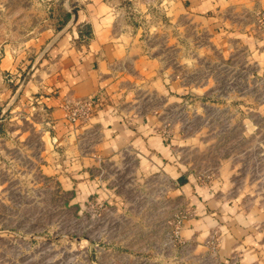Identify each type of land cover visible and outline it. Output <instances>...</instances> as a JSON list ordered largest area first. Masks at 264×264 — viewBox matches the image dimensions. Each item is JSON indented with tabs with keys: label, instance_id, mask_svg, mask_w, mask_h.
Masks as SVG:
<instances>
[{
	"label": "rangeland",
	"instance_id": "1",
	"mask_svg": "<svg viewBox=\"0 0 264 264\" xmlns=\"http://www.w3.org/2000/svg\"><path fill=\"white\" fill-rule=\"evenodd\" d=\"M75 2L0 0V41L24 46L41 29L36 17L44 32L60 29ZM118 10L120 28L157 64L153 82L168 89L140 90L133 110L155 121L171 151L164 164L191 185L142 170L130 149L102 157L82 134L73 149L53 142L35 104L21 108V72L0 108V264H244L223 250V234H264V72L174 0H121ZM202 217L206 236L181 234L199 232Z\"/></svg>",
	"mask_w": 264,
	"mask_h": 264
},
{
	"label": "crops",
	"instance_id": "2",
	"mask_svg": "<svg viewBox=\"0 0 264 264\" xmlns=\"http://www.w3.org/2000/svg\"><path fill=\"white\" fill-rule=\"evenodd\" d=\"M75 1L71 9L75 18L67 10L68 19L60 29L44 32V18L36 17L41 29L29 41L26 39L24 46H17L12 39L0 41V108L5 105L9 109L19 87L18 77L25 72L21 81L24 89L21 108L35 104V112L44 117L53 142L67 143L73 149L77 134H82L88 144L85 149H97L107 159L117 158L130 149L139 168L150 172L162 170L176 182L178 190H186L191 182L183 171L163 162L171 151L155 137V121L150 117L139 118L133 110L140 105L141 101L135 102L140 90L160 95L168 89L153 82L156 62L120 28L121 0ZM174 1L184 14L209 26L225 49L243 52L249 63L264 72V33L256 28L254 19L255 11L264 10V0ZM89 97L96 99L97 113L86 122L65 121L63 104ZM211 215L214 228L216 215ZM208 220L202 217L196 222L202 227L195 230H199L196 234L190 225H184L181 234L191 235L195 240L206 236L208 229L204 225H209ZM247 234V230L239 227L228 236L223 234L228 241L223 250L241 253L237 256L244 264H264V234L244 242Z\"/></svg>",
	"mask_w": 264,
	"mask_h": 264
},
{
	"label": "built area",
	"instance_id": "3",
	"mask_svg": "<svg viewBox=\"0 0 264 264\" xmlns=\"http://www.w3.org/2000/svg\"><path fill=\"white\" fill-rule=\"evenodd\" d=\"M255 26L264 33V10L254 12ZM96 99L89 97L78 99L65 104L67 108L66 120L70 124H75L86 120L96 108Z\"/></svg>",
	"mask_w": 264,
	"mask_h": 264
},
{
	"label": "trees",
	"instance_id": "4",
	"mask_svg": "<svg viewBox=\"0 0 264 264\" xmlns=\"http://www.w3.org/2000/svg\"><path fill=\"white\" fill-rule=\"evenodd\" d=\"M67 19H68V15H67V13H65L64 20L61 22V24L59 25V27H61L66 22Z\"/></svg>",
	"mask_w": 264,
	"mask_h": 264
},
{
	"label": "water",
	"instance_id": "5",
	"mask_svg": "<svg viewBox=\"0 0 264 264\" xmlns=\"http://www.w3.org/2000/svg\"><path fill=\"white\" fill-rule=\"evenodd\" d=\"M73 13V19L75 18V12L74 11H71Z\"/></svg>",
	"mask_w": 264,
	"mask_h": 264
}]
</instances>
